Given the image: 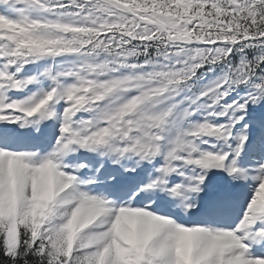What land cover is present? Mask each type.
Returning a JSON list of instances; mask_svg holds the SVG:
<instances>
[{"label":"snow or ice","instance_id":"6c2138e0","mask_svg":"<svg viewBox=\"0 0 264 264\" xmlns=\"http://www.w3.org/2000/svg\"><path fill=\"white\" fill-rule=\"evenodd\" d=\"M0 264H264V0H0Z\"/></svg>","mask_w":264,"mask_h":264}]
</instances>
